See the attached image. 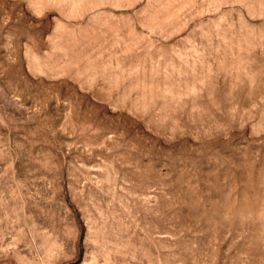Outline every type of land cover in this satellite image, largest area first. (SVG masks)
Instances as JSON below:
<instances>
[{
  "label": "rangeland",
  "instance_id": "1",
  "mask_svg": "<svg viewBox=\"0 0 264 264\" xmlns=\"http://www.w3.org/2000/svg\"><path fill=\"white\" fill-rule=\"evenodd\" d=\"M0 264H264V0H0Z\"/></svg>",
  "mask_w": 264,
  "mask_h": 264
}]
</instances>
